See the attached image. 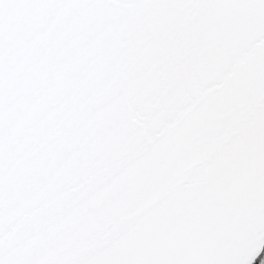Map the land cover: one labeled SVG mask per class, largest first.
<instances>
[{
  "label": "snow or ice",
  "instance_id": "snow-or-ice-1",
  "mask_svg": "<svg viewBox=\"0 0 264 264\" xmlns=\"http://www.w3.org/2000/svg\"><path fill=\"white\" fill-rule=\"evenodd\" d=\"M0 264H264V0H0Z\"/></svg>",
  "mask_w": 264,
  "mask_h": 264
}]
</instances>
